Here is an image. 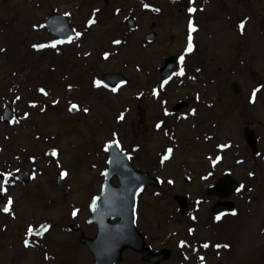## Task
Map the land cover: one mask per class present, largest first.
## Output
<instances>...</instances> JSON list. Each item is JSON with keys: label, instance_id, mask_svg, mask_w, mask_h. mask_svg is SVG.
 Wrapping results in <instances>:
<instances>
[{"label": "rangeland", "instance_id": "1", "mask_svg": "<svg viewBox=\"0 0 264 264\" xmlns=\"http://www.w3.org/2000/svg\"><path fill=\"white\" fill-rule=\"evenodd\" d=\"M109 1L107 5L105 0H0V144L14 151L15 162H22L24 170L35 171L36 211L43 216L48 214L42 209L46 200L39 195L50 194L47 188L51 189V181L60 171L67 173L70 195H73L71 201L80 194L87 198L97 191L98 186L93 185L95 166L105 156L103 153L107 155L106 145L111 141H118L138 163L142 153L147 152L149 171L157 166L160 158L168 155L169 149L178 147L169 159H163L162 186L149 191L151 196L156 194V198L147 195L141 204L142 227L151 241H155L157 248L168 247L176 253L166 264L182 260L179 244L186 240L191 245L192 239L188 233L192 222L181 217L174 196L193 194V197H200L207 188L202 177L208 176L211 169L222 174L228 168H235L238 179L247 181L245 190L243 188L233 198L243 214L228 216L226 227L220 229L224 237H212L213 231L207 228L216 225L211 219L210 208L207 204L195 203L193 212L202 219L198 224L201 226L199 236L218 241L229 237L231 251L222 260L223 264H264V168L255 170L256 177L249 179L247 170L251 163L237 167L234 164L237 154H231L227 163L216 165L222 157L220 153L216 155L217 145L226 137L241 141L243 124L251 126L261 120L264 132V118L241 119L234 112L237 104L244 103L246 90L259 82L264 83V9L254 0H210L208 16L200 17L197 30L192 32L193 50L188 52L185 35L190 27L184 15L178 14L174 2ZM201 1L205 3L206 0ZM60 7L73 14V24L84 30L80 43L57 47L47 30H34L53 8ZM128 17L137 20V30L127 27ZM246 17L249 21L242 33L239 20ZM93 19L98 20L97 27H90ZM154 23L155 29L152 28ZM152 30L158 33V38L149 43L146 37ZM35 44H46L50 50L37 53ZM53 44L56 46L52 47ZM174 54L183 56L188 67L202 68L201 75L205 74L206 80L203 85L191 86L187 95L173 100H189L195 94L199 98L194 105L197 109L195 119L188 116L185 120L183 113L165 119L179 124L168 136L166 132L155 130L163 111L152 92L163 86L159 69L165 59ZM251 72L257 76L256 83L251 82ZM105 73H122L130 82L115 92L100 86L94 89L96 81ZM205 82L208 84L207 97L203 93ZM233 82L242 87L239 96L231 91ZM14 85L19 86L17 91L12 90ZM170 88L179 93L176 86ZM16 93L21 95L22 102L18 106L8 101L16 111V124L7 126L2 122L3 108L6 98H15ZM206 99L213 107L210 113L205 110ZM72 104L80 107L77 116L70 112ZM142 112L146 114L144 123L141 122ZM252 112L264 115L262 93ZM50 149L57 150L56 158L48 157ZM187 178L190 183L185 182ZM249 189H253L252 193ZM248 199H252L251 202ZM59 210L64 211L66 207H59ZM246 210L252 213H244ZM4 236L8 237L6 233ZM11 237L14 244L22 240L17 228ZM4 242L0 239V246ZM3 248L0 264H10L4 259L10 261L14 250L5 245ZM128 261L129 264L130 261L138 262L134 257ZM213 264L219 263L214 260Z\"/></svg>", "mask_w": 264, "mask_h": 264}, {"label": "flooded vegetation", "instance_id": "2", "mask_svg": "<svg viewBox=\"0 0 264 264\" xmlns=\"http://www.w3.org/2000/svg\"><path fill=\"white\" fill-rule=\"evenodd\" d=\"M60 1L62 0H57V2ZM175 1V5L179 9L178 14L184 15L183 17H185L186 24L191 23L192 25L197 26L198 22L200 21V17L201 19L203 17V12L201 11L202 2H200V0ZM254 1L262 8V10L264 9V0ZM105 4H110V1L105 0ZM190 8H195L196 11L189 12ZM258 9L260 10V8ZM54 12L66 14L71 19L73 18V14H69L68 10L63 11V8L60 7L59 9L53 8V10H51L50 14L45 18V21L43 22H46V19ZM256 15L257 17H260L259 13H256ZM248 21L249 17H246L243 20H239V25L241 23L245 25ZM92 26L97 27L98 24ZM78 33H80L78 42H81L84 38L83 36L85 33L83 34V31H78ZM185 38H188L187 34L185 35ZM187 64L188 62L185 61L182 66V62L179 61L172 77L167 82L162 79L163 77L160 75L159 70V76L161 78L160 81L162 82L163 86L158 87V90L154 89L152 92V94L155 95V97L158 99L157 101L160 102V106L162 107L163 111L162 118L157 120V126L155 130L160 133L166 132L168 136L169 133H174L177 130L179 124H177L176 122L173 123L170 121H166L165 119L173 118L182 113V117L186 118L185 120H187L188 116H191L193 119L196 118L197 109L194 108V105H196V103L199 101V98H197L196 94L189 97V100L182 99L173 101L183 94L187 95L191 86H195L197 83L199 86L203 85L204 81L206 80V75L204 74V77L201 75L203 71L202 68L197 69L195 67H188ZM181 69H183V75L179 74L181 72ZM196 70H199V73H197ZM243 76H245V74H243ZM250 76L251 82L256 83V74L254 72H251ZM206 82L203 93L207 97L206 87L208 84ZM238 84V93L234 92L231 85V91L235 96H239L242 93V87L240 83ZM171 85L176 86L180 94L176 93L173 88H170ZM254 92L255 98H253ZM261 93L264 96V83L261 82L251 86L249 91L246 90V99L244 103L237 104L234 110V112L238 113V118L244 119L249 117L251 118V120H254V118H264V115L257 116L252 114V110L255 109L258 105L259 96ZM220 100L222 101L223 98L221 97ZM204 105L206 112L210 113L213 109V107L211 106V102L207 100ZM179 106L185 107H182L180 110L176 111ZM245 107H248V110L249 108L250 110L252 109L251 111H248L247 116L245 115V112L247 110ZM184 112H188V114ZM145 115V112H142L140 115L141 122L143 123L145 122ZM261 123L262 122L260 120L259 123H252L251 126H246L245 124H243V138L241 141L236 142L234 138L229 139L228 137H226L227 139H225L224 142L219 143L216 147V155L220 153L222 157L219 159L216 165L219 166V164H221L223 161L227 163V161L231 159V154H237V159L236 162L234 160V164L239 167L245 166L248 162L251 163V167L249 168V170H247V177L249 179L255 178V170H258V168H264V132L262 131L263 124ZM148 130L149 128L147 127L146 132H148ZM248 134L255 136L257 140L256 148H252V145L249 143L247 137ZM0 148V172L4 175V178L9 177V182L7 185H5L6 191H3L2 195H0V239L1 241L3 239L5 240V242L2 243L3 245L8 246L10 250H14V254L12 255L10 261L4 259V256L3 259L10 264H94V255L86 244L85 239H95L99 233V226L96 223L91 212V204L93 200L102 192L104 173L107 164L106 156H103L101 161L96 163L95 166L96 178L93 182V185H97L98 189L97 191L92 192L87 198H85L83 194H80L76 200L71 201L70 198H72L73 195L65 193L64 188L60 185L58 175L63 172L60 171V173L55 176V179L51 181V189L47 188L50 194L42 196L39 195L42 200H46V203L42 206V209L44 208V212L48 214L43 216L36 211V205H34L35 199L37 197V195L35 194V190L37 189V175L35 174V171L30 172L29 170L20 168L22 162H20L19 164L15 162L13 155L14 151H12L11 148H7L5 145L1 144ZM173 148L176 150V147ZM9 150V153L11 154L6 153ZM246 150L248 151L247 155ZM210 156L213 155L210 154ZM130 160L136 169L148 172L153 177H159L160 179L163 178V159L160 158L158 160L157 166L150 171L147 166V152L144 154L142 153L140 163L137 162V159L131 153ZM10 169L12 170L10 171ZM235 170V168H228V170H226L222 174H219L214 169H211L208 173V176L202 177V182L203 184H206L207 187L205 190V194L202 193L200 197H193V194L188 195L191 208L189 219L192 222V225L190 226V237L192 239L190 240L191 246L188 249V259H185L186 264H213L214 260H217L219 264H223L222 260L226 258L229 252V237L226 235L228 239H226L225 241H218L213 240L212 238L204 239L203 237L199 236L201 233V226H198V224L201 223L202 219L197 214H195V212H193V206L195 203L201 204L200 206H202L203 204H207L210 208L212 216L211 219L216 225L214 227H208L207 230L213 231L211 233L212 237H224V231L221 230L227 225L226 220L228 215H224L220 217V219H217V217L212 215V207L216 203L223 200L216 196H209L208 190L218 184L221 178L230 171L240 183V189L233 196V198L238 196L239 193L242 192L243 188L245 190L247 181L245 179L239 180L238 175L234 174ZM22 172L30 174V178H27L25 175L22 176L20 174ZM66 178L67 173L64 172L63 183L65 182L68 185ZM185 182L190 183V180L186 179ZM112 183L116 186H118L119 184L117 179H113ZM150 189L156 188L145 186L143 189H141L138 195L136 206L137 227L145 237L148 245H150L152 250L160 251L165 247H156L154 243L155 241H151V238L149 237L147 231L142 227L141 221L142 199L147 195L151 196L149 194ZM252 191L253 189L248 190L249 193H252ZM154 196L157 195L155 194ZM154 196L151 197L156 198ZM9 199H11L12 201L11 210L5 213L4 211H2V209L7 206ZM251 200L252 199H248V202H251ZM71 202H73V204L69 208ZM56 203H58L59 206H57ZM235 203L237 204L236 201ZM52 206H55L53 207L55 209H53ZM59 207H66V210H59ZM74 212L75 215H73ZM239 213L243 214V212ZM244 213L251 214L252 210H246V212L244 211ZM119 222L120 220L118 219H111L110 224L116 225ZM45 225L48 226L47 231L43 232V234H39L41 226ZM30 227L33 229V232L31 234L29 233ZM16 228L18 234L20 232V237L22 240L19 243L14 244V242H11L10 240L12 238L11 234H13V230H15ZM5 233L8 235V237L4 236ZM127 239L128 236L125 235L124 240L127 241ZM26 241L28 246H26ZM206 244L208 245V247H204V245ZM3 245L0 246L1 253H3L4 251ZM133 257L138 261L137 264H157L144 261L143 256L133 249H125L122 253V261H120V263L118 264H129L128 258L132 260ZM201 257H203V260H201ZM171 260L167 262H170ZM183 261L184 260L182 258V260H179L178 262ZM167 262H164L162 264H166ZM130 264L133 263L130 261Z\"/></svg>", "mask_w": 264, "mask_h": 264}, {"label": "water", "instance_id": "3", "mask_svg": "<svg viewBox=\"0 0 264 264\" xmlns=\"http://www.w3.org/2000/svg\"><path fill=\"white\" fill-rule=\"evenodd\" d=\"M60 20V21H59ZM57 20L56 17H52L48 21L50 29L53 31V24L56 26L66 27V23L63 19ZM53 21V22H52ZM52 22V25H51ZM68 25V24H67ZM130 25L135 27V24L130 20ZM68 28V27H67ZM54 32V31H53ZM60 35V33H57ZM61 37V36H60ZM156 35L152 34L149 39H155ZM65 38V37H62ZM68 39V38H67ZM175 58L168 59L164 68L162 69L163 76L168 78L174 68ZM106 81L117 87L123 84L127 79L120 75H107ZM235 93H238L237 85L234 86ZM12 114L9 109L6 111V120L10 121ZM249 138V134L247 135ZM111 150V158L109 161V169L107 171V181L104 187L103 194L97 198L93 205V211L98 219L100 225V234L95 240L87 241L94 255L96 257V264H115L121 259V254L124 249L132 247L138 252L143 254V258L149 261L155 260L156 255H164V259L169 258L170 254L167 251L160 252L158 254H152L151 249L146 246L145 240L136 229L135 223V204L137 194L141 188L146 184H157L156 179H150L148 174L135 171L130 163L127 161V154L120 153L118 145L113 143L109 146ZM113 175H118L121 181L119 188H113L110 179ZM150 180V181H149ZM230 181L223 180L216 189H225ZM236 189V183L229 184V193H232ZM176 200L181 204V211L184 215H188V206L184 197L178 196ZM121 218V223L115 226L110 225L109 221L112 218ZM132 229V231H130ZM129 234L132 238L124 241V236ZM115 252L117 257L115 258Z\"/></svg>", "mask_w": 264, "mask_h": 264}, {"label": "snow or ice", "instance_id": "4", "mask_svg": "<svg viewBox=\"0 0 264 264\" xmlns=\"http://www.w3.org/2000/svg\"><path fill=\"white\" fill-rule=\"evenodd\" d=\"M146 7H147V5H146ZM194 11H196L195 8H190L189 9V12H194ZM89 23L90 24L94 23V21H90ZM239 27L241 29V32L243 33L244 24L241 23L239 25ZM194 31H196V28L190 23L189 36H188V48H187L188 52H191L193 50L192 32H194ZM116 43H119V41H117ZM51 46L55 47L56 45L53 44ZM34 47L42 48V47H44V45L34 46ZM180 59H181V61H183L184 57L182 56ZM179 74L183 75V69H181V72ZM113 90L115 91V89H113ZM41 91H43V90H41ZM253 98H255V92L253 93ZM77 107L78 106H76V105H72L70 110L77 109ZM85 111H87V109H85ZM121 119H123V116H121ZM158 127H159V125H158ZM53 155H55V153H53ZM170 155H171V149L168 150V155H165L163 159L164 160L169 159ZM8 182H9V177H5L4 180L0 181V192L6 191L5 185H7ZM241 187H243V186H241ZM11 205H12V201H11V199H9V201L7 203V206H5L2 209V211H4L5 213L9 212L11 210ZM233 214H235V213H233ZM73 215H75V212L73 213ZM217 219H220V217L218 216ZM47 229H48V226H46V225L45 226H41V229L39 230V234H43V232L47 231ZM32 232H33V229L30 227L29 228V233L31 234ZM183 245H184V242H181V246H183ZM26 246H28L27 241H26ZM204 247H208V245L206 244V245H204ZM217 247H219V246H217ZM201 260H203V257H201Z\"/></svg>", "mask_w": 264, "mask_h": 264}]
</instances>
